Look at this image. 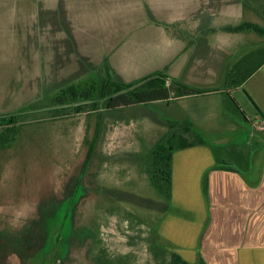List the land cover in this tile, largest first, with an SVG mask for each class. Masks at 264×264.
<instances>
[{
  "label": "rangeland",
  "instance_id": "374dc122",
  "mask_svg": "<svg viewBox=\"0 0 264 264\" xmlns=\"http://www.w3.org/2000/svg\"><path fill=\"white\" fill-rule=\"evenodd\" d=\"M81 4L82 7L98 5ZM96 15L88 7L82 14L88 20ZM14 27L23 32V23ZM32 38L1 34L0 46L11 44L7 49L13 51L14 45L30 44ZM35 42L39 43L36 36ZM22 48L17 52L19 59L15 66L25 77L27 68ZM67 62L62 63L66 71ZM35 66L41 71L44 69L42 61ZM202 75L194 79H169V82L198 87L206 79ZM97 77L90 73L80 79H16L18 90L14 97L6 98L5 93H0V108L4 109H0L1 115L33 109L27 111L11 145L0 150V233L24 240L25 237H20L21 231H34L41 213L73 191L81 177L83 194L76 207V232L66 255L68 259H61L57 264H173V253L190 264H201L200 228L205 223L201 217L195 218L201 215L198 194L194 192L196 197H191L195 199L185 210L184 196L178 194L174 200H164L151 185L147 172L152 150L169 133L166 121L171 120L176 108L182 111L183 105L159 102L111 114L71 111L58 116L50 112L52 97L59 89L71 84L84 86ZM119 80L130 83L137 79ZM11 87L16 88L13 83ZM218 99L226 114L222 121L229 127L220 130L200 127L203 131H195L206 139L207 148L222 156L223 162L232 163V156L252 157L255 154L251 152H257L258 156L264 143V133L258 132L264 127L258 111L264 114V79H254L243 89L224 93ZM186 104L199 107L200 111L217 107L208 99L190 100ZM94 139L97 141L91 162L85 169ZM251 142L258 148H248ZM175 154L180 158L194 153L179 150ZM247 163L257 166L252 159ZM261 183L264 181H258ZM0 264L23 262L10 255Z\"/></svg>",
  "mask_w": 264,
  "mask_h": 264
},
{
  "label": "crops",
  "instance_id": "0c3cea01",
  "mask_svg": "<svg viewBox=\"0 0 264 264\" xmlns=\"http://www.w3.org/2000/svg\"><path fill=\"white\" fill-rule=\"evenodd\" d=\"M92 2L98 5L82 7L81 3ZM87 7L97 13L95 18L82 16ZM20 23L21 33L14 27ZM245 23L264 29V0H0V35L33 36L30 44L17 43L13 51L7 49L11 44L0 46V93L14 97L16 79H80L95 74L92 71L104 62L117 79L138 80L157 72H167L169 79L203 74V85L193 87L218 91L171 100L183 105L182 111H173L171 120H188L197 131L226 129L229 126L222 121L226 114L218 101L231 92L222 87L225 69L259 52L251 61L262 63L261 68L232 92L264 79V35L236 30ZM21 48L25 77L15 66ZM40 61L43 71L35 66ZM200 99L217 107L200 111L186 104ZM261 130L264 133V127ZM207 147L185 149L194 154L180 158L175 154L172 162L173 200L184 196L186 210L195 192L201 203V215L195 217L205 223L200 228L201 258L205 264H264V183L258 184L264 181V143L258 156L257 152L249 158L232 156V163L223 162ZM251 147L258 148L255 142ZM250 159L257 166H249Z\"/></svg>",
  "mask_w": 264,
  "mask_h": 264
},
{
  "label": "trees",
  "instance_id": "16d2710c",
  "mask_svg": "<svg viewBox=\"0 0 264 264\" xmlns=\"http://www.w3.org/2000/svg\"><path fill=\"white\" fill-rule=\"evenodd\" d=\"M236 30H250L261 36L264 35V29L251 23H245ZM260 54L259 52L251 53L232 67L226 68L222 83L224 90L232 91L242 87L261 68L262 63L251 61L254 56L258 57ZM95 76H98V79L90 80L84 86L71 84L59 89L52 97L53 105L48 108L50 112L53 111L58 116L71 111L77 114L93 111L111 114L135 106L170 102L186 96H198L218 91V89H198L177 81L170 83L167 72L153 73L143 79L124 83L116 78L115 72L106 62L99 71H96ZM233 101L238 106L236 100L233 99ZM252 102L255 104L254 101ZM32 110L30 107L29 110H21L12 114H0V127L3 128V131H0V150L11 145L17 137L19 126L24 121L27 111ZM258 111L264 118L260 109ZM166 122L169 133L152 150L147 172L156 192L164 200L171 201L173 196L172 162L175 152L206 145L207 141L195 131L193 124L188 120L182 122L167 120ZM96 141L97 139H94L90 144L85 169L91 162ZM85 169L81 171V176L84 175ZM82 194L83 185L80 177L73 191L41 213V218L34 227V231L31 233L21 231L22 236L20 237H25L24 240L1 232L0 261L10 255L17 256L23 264H57L61 259H68L66 255L69 253L76 232L77 202ZM171 262L190 264L176 253L172 254ZM200 262L205 264L202 258Z\"/></svg>",
  "mask_w": 264,
  "mask_h": 264
}]
</instances>
